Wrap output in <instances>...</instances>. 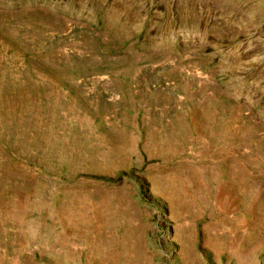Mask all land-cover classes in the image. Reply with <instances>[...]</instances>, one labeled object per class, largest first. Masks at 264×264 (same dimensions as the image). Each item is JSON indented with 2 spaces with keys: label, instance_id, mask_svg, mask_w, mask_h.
<instances>
[{
  "label": "rangeland",
  "instance_id": "1",
  "mask_svg": "<svg viewBox=\"0 0 264 264\" xmlns=\"http://www.w3.org/2000/svg\"><path fill=\"white\" fill-rule=\"evenodd\" d=\"M0 264H264V0H0Z\"/></svg>",
  "mask_w": 264,
  "mask_h": 264
}]
</instances>
